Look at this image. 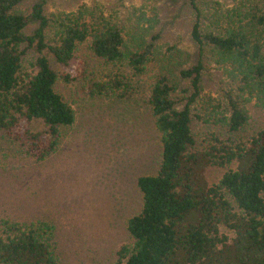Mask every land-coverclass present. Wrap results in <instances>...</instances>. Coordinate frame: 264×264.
I'll return each mask as SVG.
<instances>
[{
    "label": "trees",
    "instance_id": "obj_1",
    "mask_svg": "<svg viewBox=\"0 0 264 264\" xmlns=\"http://www.w3.org/2000/svg\"><path fill=\"white\" fill-rule=\"evenodd\" d=\"M25 1L0 0V139L44 161L75 121L55 85L82 75L79 44L89 41L99 58L131 68L132 75L117 72L90 85L92 94L126 101L137 94L134 78L146 71L158 35L146 39L149 24L130 36L98 7L46 13L45 0L22 10ZM184 2L197 59L179 72L187 88L165 74L149 87L161 160L155 174L137 179L141 210L128 219L131 241L113 264H264V126L246 130L248 102L257 97L264 104V0ZM29 51L35 72L23 63ZM209 68L228 78L216 96L203 91ZM34 121L43 129L34 131ZM194 121L209 129L201 142ZM212 165L227 170L209 184L205 170ZM53 229L48 221L1 217L0 264H60Z\"/></svg>",
    "mask_w": 264,
    "mask_h": 264
},
{
    "label": "rangeland",
    "instance_id": "obj_2",
    "mask_svg": "<svg viewBox=\"0 0 264 264\" xmlns=\"http://www.w3.org/2000/svg\"><path fill=\"white\" fill-rule=\"evenodd\" d=\"M37 1L26 0L21 9L27 10ZM45 2L46 13L86 4L100 8L130 36L149 24L153 27L146 39L158 35L154 40L157 49L146 71L134 78L140 86L137 94L126 101L114 94H92L90 85L108 80L117 72L132 75L131 68L99 58L90 49L89 41L79 44L75 63L81 67L82 75L69 83L59 78L55 85L74 109L75 121L62 129L57 150L44 161L31 160L15 143L0 139V218L51 223L60 264H113L117 250L131 241L128 219L141 210L137 179L155 174L161 160L160 136L147 104L149 87L165 74L187 88L179 72L197 59V47L190 37L191 13L184 0ZM34 59L33 51L23 56L28 71H36ZM227 85L228 78L220 70L209 68L203 75L205 93L216 96ZM177 95L181 98L185 93L178 91ZM248 109L246 130L264 126L262 101L253 97ZM43 127L41 121L32 124L34 131ZM210 130L221 132L217 128ZM193 131L201 142L209 129L194 121ZM222 137L227 135L223 133ZM226 170L207 167L208 183L217 182Z\"/></svg>",
    "mask_w": 264,
    "mask_h": 264
}]
</instances>
